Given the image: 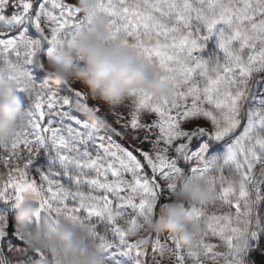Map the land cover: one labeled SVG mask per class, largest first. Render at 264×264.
I'll return each instance as SVG.
<instances>
[{
	"label": "snow or ice",
	"instance_id": "snow-or-ice-1",
	"mask_svg": "<svg viewBox=\"0 0 264 264\" xmlns=\"http://www.w3.org/2000/svg\"><path fill=\"white\" fill-rule=\"evenodd\" d=\"M78 5L79 0H0V66H22L18 91L31 100L11 142L0 147L5 166L28 154L22 167L15 163L0 181V203L18 209L25 193H38L34 223L47 217L57 226L67 221L86 228L105 264H161L172 257L175 264H249V253L264 236V99L246 107L254 76L264 72V0H95L83 16ZM9 7L16 10L5 15ZM97 18L106 20L109 41L129 48L171 90L161 99L131 92V103H121L127 112L107 110L116 126L85 92L70 83L61 91L34 76L36 68L45 71V51L55 53L69 37L75 42L81 32L95 31ZM213 37L221 55L204 59L200 53ZM203 136L226 150L210 156ZM46 145L55 149L67 185L60 172L42 173L38 180L29 174L33 154ZM189 176L216 192L214 204L180 205L201 229L198 250L186 252L170 235L162 241L160 233L133 240L156 217L164 193L176 195ZM93 220L104 224L102 232ZM242 236L247 246L239 244ZM48 259L0 211V264Z\"/></svg>",
	"mask_w": 264,
	"mask_h": 264
},
{
	"label": "clouds",
	"instance_id": "clouds-1",
	"mask_svg": "<svg viewBox=\"0 0 264 264\" xmlns=\"http://www.w3.org/2000/svg\"><path fill=\"white\" fill-rule=\"evenodd\" d=\"M94 3L95 0H79L81 13H90ZM94 29L91 33L81 32L75 42L70 39L59 51L47 55L45 72L53 87L80 83L93 100L112 109L129 98L133 91L143 90L153 99L171 95L170 88L156 78L154 69L140 61L129 48L107 39L104 18L95 20ZM77 58L83 63H78ZM20 67L8 69L0 66V147L11 142L12 133L25 112L17 95ZM29 87L35 94L36 88ZM94 120L96 122V118ZM39 198L36 192L24 194L23 203L16 209L15 225L29 237L33 247L47 252L49 259L43 264H105L104 254L90 241L86 228L67 221L57 226L47 217H42L36 225L35 202ZM188 201L211 205L216 202V192L208 188L204 179L189 176L175 198L166 202L167 207H161L159 215L138 228L136 235L141 232L167 234L186 252L197 251L201 229L194 225L192 215L180 206ZM239 244L247 246V237L242 236Z\"/></svg>",
	"mask_w": 264,
	"mask_h": 264
},
{
	"label": "trees",
	"instance_id": "trees-1",
	"mask_svg": "<svg viewBox=\"0 0 264 264\" xmlns=\"http://www.w3.org/2000/svg\"><path fill=\"white\" fill-rule=\"evenodd\" d=\"M33 31V30H32ZM34 32V31H33ZM35 33V32H34ZM46 51L42 54V57ZM203 57L204 59H213L217 55H221L220 50L218 48V41L216 37L211 38L208 43L206 48L203 50ZM34 73L36 74V79L39 81H45L48 80L47 74L43 69L36 68L34 69ZM63 89L65 90L68 85L67 84H62L61 85ZM17 95L20 97V99L23 102L24 109L25 111L28 109L31 100L29 96L24 93V92H17ZM253 99V103L255 102V105L258 106L259 102L264 99V86H260L256 82L252 84V95L250 97ZM77 115L80 116L82 120H87L90 123L95 124V120L93 117L90 116H85L83 113H76ZM199 139H202L200 137ZM204 139H208V137H204ZM199 141H195V144L197 145ZM226 149H224L218 142L213 141L211 146H210V152H212L215 156H220L223 154V152ZM49 171L52 172H60L61 176L60 179L67 185L69 182V178L65 175H63V169L62 165L59 161V159L56 157L55 149L51 146H44V151L37 155L34 160L32 161L30 165V173L33 176H39L40 174H47ZM7 206H4L2 203H0V209L5 210L10 213L9 209H6ZM261 213H264V204L260 206ZM14 214L12 213L10 220L15 222ZM11 227L9 228V232L11 234ZM99 231H103L104 228L98 229ZM249 263L250 264H264V236H262L260 245L258 248H254L249 253L248 257Z\"/></svg>",
	"mask_w": 264,
	"mask_h": 264
},
{
	"label": "rangeland",
	"instance_id": "rangeland-1",
	"mask_svg": "<svg viewBox=\"0 0 264 264\" xmlns=\"http://www.w3.org/2000/svg\"><path fill=\"white\" fill-rule=\"evenodd\" d=\"M66 2H71V3H73V4H76V3H77V0H66ZM15 10H16V9H14V8H12V7H9V8L6 10V12H5L4 14H5V15H10V14H12ZM79 15H80V16H83V13H80ZM0 27H2V23H0ZM30 34L35 35V33L31 30V28H30ZM70 39H71V37H69V40H70ZM202 54H203V51L200 53V55L203 57ZM13 58H14V57H13ZM203 58H204V57H203ZM42 59H43V63H44V65H46V63H47V51H46V53L44 54V56L42 57ZM77 62H78V63H83V61L80 60L79 58H77ZM34 76H35V79H36V74H35V73H34ZM45 81H48V80H45ZM36 82H37V83H43L44 81H39V80L36 79ZM48 82L50 83V81H48ZM255 82H256L257 84H259L261 87L264 86V72L257 73V74L254 76V78H253V84H254ZM71 85H72L73 88H75V89H79V90L85 92V93L88 95L90 105H98V106H101L102 109L106 110V112H105L106 118L108 119L109 123H113L114 126H116V125L114 124V119H113L112 115H111L110 113L107 112V110H113V111H117V110H118V111H121V112H127V109L124 108V107H122L121 104H120L119 106H117L116 108L112 109V108H110L108 105H106V104H104V103H102V102H99V101L93 100V99L90 97V95L88 94L87 89H86L82 84H80V83H72ZM54 88H56V87H54ZM56 89H60L61 91L64 90L62 86H60L59 88H56ZM253 101H254V100L250 98L249 103H248V105H246V107H248V106H253V107L256 106V105H255V102L253 103ZM130 103H131V98H127V99H125L124 102H123L124 105H129ZM149 119H155V117L153 116V117H150ZM199 123L202 124V125H204L205 127H207L209 131H212V130H213V129H212V126H211V124H210L209 122H207V121H205V120H200ZM101 131L103 132V128H101ZM204 137H207V136H203L202 139H200V140H201L202 142H208V143H209V155H210V156H215L212 152H210V146H211V144H212L213 141H209L208 139H204ZM116 139L118 140V142L122 143L124 146H128V142H127V140H124V139H121V138H116ZM133 144H134L136 147L143 148V149H145V150H147V149L150 147L148 144H141V143H139V142H137V141H133ZM196 146H197V145L195 144V141H194L193 144H192V148L195 149ZM43 151H44V147H41V148L38 150V152H37L36 154L34 153V154H33V159H32V161L34 160V158H35L37 155L41 154ZM5 155H7V154L4 153V152H2V151H0V158H2V157L5 156ZM137 155H138V154H137ZM172 155H175V154L172 153ZM27 156H28V154H27L26 152L23 153V158H22L21 160H19V161H13V162H12L11 164H9L8 166H5V165L3 164L2 159H0V181H3V180H5V179L7 178L8 168L13 167L15 163H19L20 166L22 167L23 164L26 163V158H27ZM180 166L183 167V168L185 169V171H188V169H189V165L186 164V163L183 162V161H180ZM148 171H149V175H151L150 170H148ZM29 174H30L31 176H33V175L30 173V169H29ZM33 177L36 178V179L38 180V177H39V176H33ZM85 190H87V189H85ZM179 191H180V190L178 189V190H177V193H178ZM175 196H176V195H173V194H170V193H167V192L164 193V196H163V197L161 198V200L158 202V206H157V210H156V216L159 215V212H160V205L163 204V203H166V202H168V201H170V200H172V199H174ZM6 209H9L10 213H9V212H8V213H9L10 217H11L12 213H13L14 215L16 214V209H13V208H11V207H7ZM226 210H227V209H225V211H226ZM0 211H5V210H1V209H0ZM6 212H7V211H6ZM14 218H15V216H14ZM93 222H94V223H97V227H98V229H100V228H104V224H103V223H98V222H96L95 220H93ZM146 236H152V237H155V233L141 232V233L137 234L136 236L132 237V239H133V240H135V239H140V238H143V237H146ZM160 236H161V240L163 241V239L167 236V234H160ZM211 242H212V243H216V244L219 243V241L216 240V239H212ZM18 243H19V242H18ZM151 247H152V240H149L148 249H149V253H150V255H151ZM224 250H225V249H223V248L220 249V251H224ZM158 259H159V257H158ZM161 264H175V257H172V258H170V259H169V258H164V259L161 261ZM249 264H250V263H249Z\"/></svg>",
	"mask_w": 264,
	"mask_h": 264
},
{
	"label": "water",
	"instance_id": "water-1",
	"mask_svg": "<svg viewBox=\"0 0 264 264\" xmlns=\"http://www.w3.org/2000/svg\"><path fill=\"white\" fill-rule=\"evenodd\" d=\"M35 206H37V205L35 204Z\"/></svg>",
	"mask_w": 264,
	"mask_h": 264
}]
</instances>
